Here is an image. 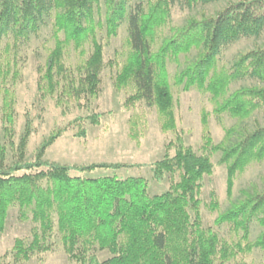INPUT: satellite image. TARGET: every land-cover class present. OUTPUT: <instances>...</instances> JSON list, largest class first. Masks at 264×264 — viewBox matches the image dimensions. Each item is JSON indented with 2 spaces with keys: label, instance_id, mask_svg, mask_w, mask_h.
Returning <instances> with one entry per match:
<instances>
[{
  "label": "trees",
  "instance_id": "trees-1",
  "mask_svg": "<svg viewBox=\"0 0 264 264\" xmlns=\"http://www.w3.org/2000/svg\"><path fill=\"white\" fill-rule=\"evenodd\" d=\"M99 0H0V89L5 133L11 135L14 125L15 91L9 82L19 76L18 44L22 38L39 30L43 15L52 5L58 8L54 26L55 47L50 52L46 71L39 82L40 93H60L58 104L66 96L79 98L99 91L102 45L98 43L93 18V6ZM178 0L138 2L128 15L126 59L116 79L119 89L129 90L126 105L133 107L145 102L159 111L162 128H176L174 100L168 80L169 58L198 48V60L179 75L186 88L204 85L212 73L208 89L225 90L235 79L264 82V49L249 52L235 65L234 71H217L220 48L239 38L257 36L264 31V0H239L229 4L215 17L190 23L178 34L160 44L163 28L171 8ZM198 0H186L194 3ZM209 1V0H206ZM108 34L116 33L124 18L128 0H106ZM147 5V6H146ZM11 32L12 44L1 47L3 38ZM93 52L87 55L86 44ZM90 44V45H91ZM83 58L76 71L66 66L65 58L71 49ZM85 55V56H84ZM87 55V56H86ZM264 111V87L239 89L227 98L216 111L229 110L242 118L254 110ZM99 116L93 117L99 123ZM139 118L131 123L137 129ZM204 123H208L207 113ZM137 131L135 134L137 136ZM28 133L21 141L24 148ZM56 136L43 144L33 161L21 160L10 167L0 164V232L5 229L8 212L19 205L22 217L28 219L30 210L35 229L34 240L28 246L17 239L12 255L17 261L46 250V242L54 231V214L58 216L59 232L67 253L80 264H225L235 259L239 251L250 250L252 243L230 242L216 231L203 227L199 193L205 175L211 174L214 164L210 154L198 155L180 140L176 155L153 164L154 177L161 180L167 171H180L181 181L170 191L148 194L144 177L120 178L116 174L82 176V172L103 169L117 170L127 164H91L68 166L43 160L46 149ZM207 146L211 145L208 135ZM218 149L220 147H214ZM223 160L231 170L242 168L251 160H264V126L246 132L237 143L224 148ZM4 149L0 156L3 157ZM22 156V155H21ZM258 218L264 225V191L251 195L240 205L217 219L219 225L230 223L237 234L243 231L247 239L250 224ZM264 249V232L254 244ZM99 247L111 257L100 260L90 254ZM0 264H3L0 257ZM235 264H249L236 261Z\"/></svg>",
  "mask_w": 264,
  "mask_h": 264
},
{
  "label": "rangeland",
  "instance_id": "rangeland-1",
  "mask_svg": "<svg viewBox=\"0 0 264 264\" xmlns=\"http://www.w3.org/2000/svg\"><path fill=\"white\" fill-rule=\"evenodd\" d=\"M147 1L154 0H128L125 16L119 21L113 35L108 34L106 0H99L94 4L92 11L95 34L103 47L99 91L95 96L89 93H84L79 98L66 96V101L60 105V93L45 96L40 93L39 82L56 43L54 26L58 8L55 4L43 15L39 30L20 40L17 56L19 76L15 81L9 82L16 99L11 135L5 133L6 124L2 117L3 93L0 89V153L4 149L0 164L10 167L21 160V157L24 162L33 161L43 144L56 136L43 154V160L78 167L91 164H127V167L117 170L103 169L82 172L81 175L144 177L148 181V194L155 196L170 191L181 181L179 170L167 171L163 179L157 180L153 166L166 157H174L181 140L198 155L210 154L214 164L212 173L204 176L199 193L203 227L213 229L221 238L230 242L239 240L247 247L252 243L250 250L246 248V251H239L235 259L225 264H235L236 261L264 264V249L254 245L264 232V225L258 218L251 221L247 239L242 238L243 231L239 234L234 232L230 223L219 225L216 222L232 208L245 202L249 196L264 191V160H251L237 170L230 169L233 160L230 164L223 160L225 147L237 143L246 132L264 126V111L254 110L242 118L229 110L216 111V108L239 89L264 87V82L248 78L235 79L229 82L224 91L213 92L208 89L212 80L211 73L204 85L195 84L186 88V80L180 83L179 75L198 60L201 50L194 47L189 52L180 53L176 60L169 58L167 63L174 100L175 129L166 131L162 128L156 107H149L145 102H139L133 107L127 106L130 91L116 86L117 75L126 59L123 51L126 49L128 35L127 18L138 2L148 3ZM237 1L239 0H198L188 3L186 0H178L166 20L160 44L190 23L215 17L229 4ZM13 42L10 32L3 38L1 47ZM90 44L85 46L87 55L94 50ZM70 49L65 63L68 68L76 71L83 58L77 51ZM258 49H264V31L260 35L239 38L223 45L217 55V71H234L242 57ZM206 113L207 124L203 121ZM96 114L100 119L97 124L93 122ZM134 115L139 118L137 129L131 123ZM135 131L137 136L134 135ZM26 132L29 135L24 148H21ZM208 135L211 139L210 146L206 142ZM213 146L220 148L214 149ZM28 213V219H24L19 205L12 206L8 212L5 229L0 232V257L3 264H80L66 251L59 232L57 214L53 215L54 231L46 242L47 249L35 252L26 260H15L12 249L16 240L23 239L29 246L34 240L35 229L39 227L34 222L32 212L29 210ZM90 254H98L100 260L111 257L107 250H100L99 247L94 248Z\"/></svg>",
  "mask_w": 264,
  "mask_h": 264
}]
</instances>
